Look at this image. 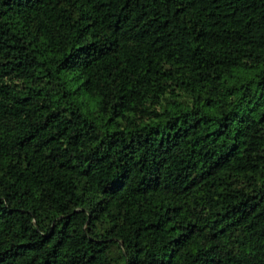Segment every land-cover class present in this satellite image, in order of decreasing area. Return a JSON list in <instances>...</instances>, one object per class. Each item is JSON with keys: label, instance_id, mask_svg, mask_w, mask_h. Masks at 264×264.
I'll return each instance as SVG.
<instances>
[{"label": "trees", "instance_id": "16d2710c", "mask_svg": "<svg viewBox=\"0 0 264 264\" xmlns=\"http://www.w3.org/2000/svg\"><path fill=\"white\" fill-rule=\"evenodd\" d=\"M0 264H264V0H0Z\"/></svg>", "mask_w": 264, "mask_h": 264}]
</instances>
